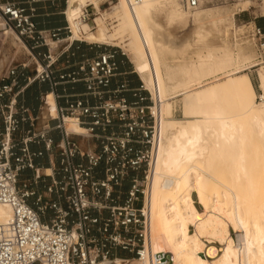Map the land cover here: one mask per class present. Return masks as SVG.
<instances>
[{
  "label": "built area",
  "instance_id": "2783aa9c",
  "mask_svg": "<svg viewBox=\"0 0 264 264\" xmlns=\"http://www.w3.org/2000/svg\"><path fill=\"white\" fill-rule=\"evenodd\" d=\"M180 2L194 9L201 1ZM33 17L34 10L21 2L0 0V31L12 30L36 65L33 75L27 63L11 62L0 71V205L12 213L0 224V264H155L146 214L159 142L152 94L140 77L138 88L130 89L125 81L110 89L118 72L115 51L85 57L75 70L64 71L59 63L68 48L50 53V43L61 40V29H39ZM89 19L87 9L82 10L80 21ZM253 35L264 38V29L254 26ZM44 48L47 53H41ZM3 55L0 49V61ZM35 82L49 84L56 117L46 107L47 92L41 93L37 112L25 105L26 90ZM78 82L86 91L73 100L58 91ZM122 92H131L133 101ZM68 117L87 132L82 138L93 149L73 138L65 127ZM53 131L59 139L51 136ZM31 144L57 154L50 174L35 165L43 153L32 151ZM27 171L31 175L22 178ZM118 251L130 258H120ZM169 263L168 254L157 260Z\"/></svg>",
  "mask_w": 264,
  "mask_h": 264
},
{
  "label": "bare ground",
  "instance_id": "6f19581e",
  "mask_svg": "<svg viewBox=\"0 0 264 264\" xmlns=\"http://www.w3.org/2000/svg\"><path fill=\"white\" fill-rule=\"evenodd\" d=\"M68 2L67 23L72 39H76L74 34L81 32V25L88 24L80 21L81 6L95 3V0ZM118 3L122 24L133 41L136 70L141 80L144 79L146 89L147 86L153 89L148 90L157 102L153 111L157 117L159 142L154 152L146 202L147 240L155 264L163 254L172 258L169 264H264V188L260 190L253 185L252 172L259 159L249 155L253 139L264 144V103L255 108L251 101L242 112L235 113L220 105L216 86L202 85L208 77L237 62L228 48H219L222 55L218 58H214L211 48L212 52L200 56L196 63L184 61L186 64L179 66L182 80L172 85L165 83L161 68L170 53L157 41L160 25L154 22L155 11H165L170 21L187 22L189 15L184 10L193 12L199 6L184 8L180 0H119ZM211 16L210 10H198L192 14V21L198 23ZM7 31L22 43L12 30ZM105 36L101 27L98 34H90L88 38L103 40ZM168 78L172 79L170 73ZM240 79L229 78V81L237 83ZM261 83L264 88V75ZM178 96H183L184 106L195 115L193 121L166 120L170 101ZM46 107L56 117L51 92L47 93ZM65 127L72 135L85 132L70 117ZM219 161L223 163L228 184L225 190L215 187L206 192L211 180L224 184L220 177L206 172L214 169V163ZM44 172L50 174V169ZM193 193L202 211L196 207ZM11 214L9 206L0 205V224L8 222ZM229 224L239 232L238 244L229 234ZM190 226L193 233L189 231ZM211 239L219 241L220 249L211 245ZM144 264L152 263L146 260Z\"/></svg>",
  "mask_w": 264,
  "mask_h": 264
},
{
  "label": "rangeland",
  "instance_id": "374dc122",
  "mask_svg": "<svg viewBox=\"0 0 264 264\" xmlns=\"http://www.w3.org/2000/svg\"><path fill=\"white\" fill-rule=\"evenodd\" d=\"M68 1L69 0H36V2H31L32 7H30V9H33L34 13H36L38 9L53 8L56 10V12L60 13L59 17L64 21L65 27H68L70 31V33H67V31L64 30L65 41L63 40V37H61L59 42L50 43L51 55H57L66 48L68 49L63 55L69 53L71 45L76 42L88 43L99 49L105 48V50L117 51L123 55L126 61L129 62L131 69L134 71L140 82V76H138L139 73L136 70L137 58L133 50V41L122 24V18L118 7L119 0H95V3L88 2L81 6V8L83 7L82 10L87 9L90 19L85 22L88 24L81 25V32L76 35L74 34L76 39H72V33L69 24L67 23ZM200 1L199 9H196L195 11L210 10L213 12V16L205 18L198 23L192 21V14L195 11L187 12L183 9L187 15H189L187 22L180 20L170 21L165 11L158 9L155 11L154 22L157 26L158 24L160 25L156 35L158 38L157 41L162 44V49L164 47L172 56L177 55L171 57L169 54L167 57L165 56L167 59L164 57L165 61L161 68L163 80L168 85L175 84L182 80L179 66L186 64L184 61L188 63H196L200 56L204 57L207 53L212 52L211 48L213 49L212 54L214 58H218L222 55L221 49L219 48H228L236 56L237 62L224 71L208 77L202 85L205 87H209L210 84L211 86H216L220 105L234 111L235 113L242 112L245 105L249 104L251 101L254 103L255 108H259L264 103V88L261 83V78L264 75V46H261V44L264 42V38L259 40L257 36H254L253 29L254 26L259 27L258 24L264 25V0ZM64 11L66 15L64 14ZM100 26L105 32L106 39L90 40L88 38L89 35L93 33L98 34V31L101 28ZM198 36L201 37H199L200 40L198 39ZM67 45L69 46L67 47ZM0 49L4 53L2 57L3 61L0 63V69H3L8 61H12L14 64L27 63L29 65V70L31 71L29 75H33L36 65L30 51L24 48L22 43L14 37L11 31H6L5 34L0 31ZM41 53H47V49H42ZM74 57L75 53L67 54L64 60L60 61L61 65H59V67L65 66L66 69L77 67V64L82 59L74 61L72 60ZM169 73L170 76H172L171 80L168 78ZM237 77H241L237 83L229 81V78L235 79ZM32 85H34V83ZM147 88L151 91L153 90L148 86ZM32 96L33 92L30 93L28 97L25 96V99H30ZM152 97H154L153 99L155 103L156 99L154 94ZM170 103V109L165 114L167 121L181 122L186 120L193 121L195 119V115L190 113L184 106L183 96H178L175 99H172ZM148 104L152 106L151 102ZM41 105L45 111L43 103H41ZM154 105H157V102ZM174 109L177 110L176 113L173 112ZM75 130L77 131L78 129L75 127ZM86 133L87 132L85 131L80 135H73V138L78 140L84 146L86 139H83L82 137L83 135H86ZM252 143L254 145L252 147L253 152L251 151L249 154L250 158L253 156L258 157L259 159L256 164H254L253 161V164L256 165V169L252 172L254 178L253 185H256L258 189L262 190L264 188V144L257 138L253 139ZM214 165L216 166L214 169L211 171L207 170L206 172L215 177H220V180L224 184L211 180L206 192L215 187L225 190V184H228L225 174L226 171L223 169V163L219 161L217 163L215 162ZM30 175L31 171H27L22 178H28ZM45 182H49V177L45 178ZM192 198L198 210L202 211L203 209L201 206L197 204V196L195 193L192 194ZM228 230L235 244H238L239 232L235 230L232 224L228 225ZM189 231L190 233H193L192 226L189 227ZM202 239L207 242L205 237ZM211 242V245L220 249L221 245L219 241L211 239ZM129 264L139 263H137V261H130Z\"/></svg>",
  "mask_w": 264,
  "mask_h": 264
},
{
  "label": "crops",
  "instance_id": "0c3cea01",
  "mask_svg": "<svg viewBox=\"0 0 264 264\" xmlns=\"http://www.w3.org/2000/svg\"><path fill=\"white\" fill-rule=\"evenodd\" d=\"M18 2H21L22 5L28 9H30V7H32V3L30 2V0H16ZM38 6V5H36ZM60 13L56 12V10H54L53 8H48V9H38V11H36V13H34V17H33V21L36 23L37 27L39 29H61L60 31V36L63 37V40L65 41L66 39L64 38L65 36V23L63 20H61V17H59ZM69 45H67L68 47ZM105 48L103 49H99L98 47L95 46H91L88 43H74L73 45H71L70 49H69V53H75V57L72 60H81L85 57H92L97 55L99 52L104 51ZM115 60L118 64V72L117 75L112 79L111 85H110V89H116L118 87V85H120L122 82H127L129 85L130 89H134L137 88L140 84L139 79L137 78V76L135 75L134 71L131 69V66L129 65V62L126 61V59L123 57V55H121L120 53H118L117 51H115ZM66 53L65 55L62 56V58L60 59V61L64 60V58L67 56ZM3 61V59L0 61V63ZM12 61H8L6 63V65L3 67V69L9 65ZM60 64V63H59ZM61 65V64H60ZM61 68H65L64 71L68 72V71H72L74 69H76L77 67H71V68H67L65 66H61ZM2 69H0L1 71ZM31 71L28 69V74ZM58 91L60 93H64L65 95L68 96L69 100H73L75 99L78 95H81L83 93H85L86 89H85V85L81 82L78 83H67L64 85H61L58 87ZM33 92V96L32 98H27L25 99V105L32 108L34 110V112H37V109L40 105V96L41 93L44 92H50V86L48 83H34V85H31L25 93V96L28 97V95L30 93ZM50 94V93H49ZM120 96H124L127 98L128 101H133V96L131 94V92H122L120 93ZM175 99V98H174ZM91 102H93V100H91ZM174 102V101H173ZM60 103L65 105V99H61ZM174 113L177 112L176 109H174L173 111ZM56 123V121H52V124ZM42 122L39 121L37 124L36 129H40ZM51 136L57 140L59 139V135L57 133V131H53L51 132ZM84 147H86V149H93L94 145L93 144H84ZM30 148L32 151H41L43 153L42 156L40 157H36L34 159L35 165L41 169H49L53 163H57L58 161V156L57 154H49L47 153L42 144H31ZM47 173V171H46ZM118 256L120 258H129L130 255L125 252V251H118Z\"/></svg>",
  "mask_w": 264,
  "mask_h": 264
},
{
  "label": "trees",
  "instance_id": "16d2710c",
  "mask_svg": "<svg viewBox=\"0 0 264 264\" xmlns=\"http://www.w3.org/2000/svg\"><path fill=\"white\" fill-rule=\"evenodd\" d=\"M259 25V27H262V28H264V25L263 24H258Z\"/></svg>",
  "mask_w": 264,
  "mask_h": 264
}]
</instances>
